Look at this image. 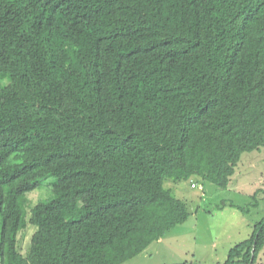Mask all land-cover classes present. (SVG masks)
I'll return each instance as SVG.
<instances>
[{
    "label": "trees",
    "instance_id": "16d2710c",
    "mask_svg": "<svg viewBox=\"0 0 264 264\" xmlns=\"http://www.w3.org/2000/svg\"><path fill=\"white\" fill-rule=\"evenodd\" d=\"M261 146L264 0H0V264H122L189 217L166 178ZM222 264H264V217Z\"/></svg>",
    "mask_w": 264,
    "mask_h": 264
},
{
    "label": "rangeland",
    "instance_id": "374dc122",
    "mask_svg": "<svg viewBox=\"0 0 264 264\" xmlns=\"http://www.w3.org/2000/svg\"><path fill=\"white\" fill-rule=\"evenodd\" d=\"M54 181L50 176L31 191L30 204L52 199ZM164 186L187 203L189 217L122 264H222L228 250L248 238L264 217V146L243 153L225 188L198 175L181 181L166 178ZM35 229L28 223L21 238L23 253Z\"/></svg>",
    "mask_w": 264,
    "mask_h": 264
},
{
    "label": "crops",
    "instance_id": "0c3cea01",
    "mask_svg": "<svg viewBox=\"0 0 264 264\" xmlns=\"http://www.w3.org/2000/svg\"><path fill=\"white\" fill-rule=\"evenodd\" d=\"M191 186H192V184H191ZM161 241V238L160 239H158L157 241H156V243H158V242H160Z\"/></svg>",
    "mask_w": 264,
    "mask_h": 264
},
{
    "label": "built area",
    "instance_id": "2783aa9c",
    "mask_svg": "<svg viewBox=\"0 0 264 264\" xmlns=\"http://www.w3.org/2000/svg\"><path fill=\"white\" fill-rule=\"evenodd\" d=\"M192 186H193V184H192Z\"/></svg>",
    "mask_w": 264,
    "mask_h": 264
}]
</instances>
